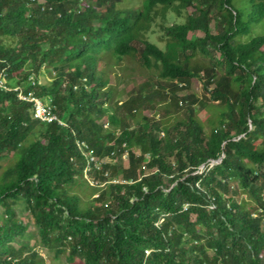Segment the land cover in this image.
<instances>
[{
    "label": "trees",
    "instance_id": "obj_1",
    "mask_svg": "<svg viewBox=\"0 0 264 264\" xmlns=\"http://www.w3.org/2000/svg\"><path fill=\"white\" fill-rule=\"evenodd\" d=\"M86 1L0 0V76L52 99L66 122L36 119L32 103L0 88V264H49L18 206L51 264H264V34L237 41L264 22V0H244L243 10L236 0L127 10L122 0ZM168 11L185 21L162 25V49L142 36ZM199 54L211 64H197ZM107 56L156 69V88L116 101L99 70ZM193 78L219 105L210 134L198 115L204 99L178 96ZM89 153L110 159L93 167L95 186L84 174ZM234 181L246 199L233 196Z\"/></svg>",
    "mask_w": 264,
    "mask_h": 264
},
{
    "label": "rangeland",
    "instance_id": "obj_2",
    "mask_svg": "<svg viewBox=\"0 0 264 264\" xmlns=\"http://www.w3.org/2000/svg\"><path fill=\"white\" fill-rule=\"evenodd\" d=\"M86 4H92V2L87 3L86 0H84ZM143 5V0H122L120 3L117 4L118 9L127 10L129 8L131 9H138L141 8ZM235 5H237L238 10H243L244 8H248V4L244 2V0H236ZM81 9L84 8L83 5H81ZM107 9L106 6L99 7L98 10L100 12L105 11ZM190 12L192 9H189ZM215 15V12L213 13ZM185 21V15L178 16L173 11H168L166 13V18L163 19L162 17H158L155 24L152 25L151 30L142 36V39L149 40L150 42H153L157 44L162 49L165 48L167 43V38L164 36V32L162 30V25L170 26L176 23H182ZM211 31L212 33H216V26L215 23H211ZM264 34V22L261 24H254L252 25L251 33L248 36H243L237 39V41L241 43H247L252 38L256 36H260ZM204 35L202 33H190L189 37L190 39H194L195 37H203ZM216 56V59H218L219 55L218 53H214ZM195 62L199 65H206L209 66L211 64L210 57L201 56L200 54L195 59ZM99 70H102L104 73V77L109 79L110 86L115 91V99L118 102H124L126 101L130 96L137 93V90L143 87V91L145 93H149L153 91L156 88V84L154 83L155 80H157L158 77V71L156 69H146L144 68L135 57H125L122 59H115L106 57L104 62L99 65ZM50 79L49 76H45L42 78L43 82H48ZM147 84V85H146ZM189 94H195L201 99H204L206 105L205 106H197L198 108V115L201 121H203L205 130L207 134H210L212 131V126L210 125V121L218 117L219 114V105L217 103L211 102L209 100V96L205 94L203 91V85L200 79L193 78L190 83V88L187 91H181L178 93V96H185ZM158 110L157 119H160L163 117V110L161 107ZM146 115H153L155 114L153 111H146ZM101 118H99V122L103 124L104 126L107 125L109 129L110 125L108 123V119L106 115L99 114ZM179 117H184L183 111L179 112ZM172 119H177V117L173 116ZM137 153H139L137 151ZM118 162V161H117ZM116 162V163H117ZM124 165L125 168L128 166V161L123 158L122 161L119 163ZM118 163V164H119ZM201 169H204L201 168ZM122 171L118 172V175L116 176L117 179L122 178ZM232 191L233 196L237 200L246 199L247 196L244 194L239 193L238 183L234 181L232 184ZM17 214L19 218L25 219L29 226V234L31 235V245L37 246V249L40 251V253L47 259L48 263L51 264L53 262V253L48 251L42 244L36 245L39 242V234L37 231V228L33 222V219L30 216V213L28 210H25L23 206L17 207ZM64 260V258H62Z\"/></svg>",
    "mask_w": 264,
    "mask_h": 264
},
{
    "label": "built area",
    "instance_id": "obj_3",
    "mask_svg": "<svg viewBox=\"0 0 264 264\" xmlns=\"http://www.w3.org/2000/svg\"><path fill=\"white\" fill-rule=\"evenodd\" d=\"M29 81L32 86H36L37 81L34 79L33 76L29 78ZM40 83V82H39ZM0 88L5 91H15L18 93V97L21 101L29 102L33 104L34 111H35V118L45 122V123H53L57 122L61 126H66V122L62 119L59 118L58 114L56 113V106L54 105L52 99L49 98H42L37 96L35 90H31L29 92H25L20 86L16 87H11L8 85V81L6 78V75L2 74L0 76ZM107 128V125H105ZM80 147H86L87 145L85 143H79ZM124 159H128V154L126 153L123 156ZM110 159L105 158V159H99L89 153L88 155V165L87 168L84 171L85 177L88 179V181L91 183V185L95 186L98 185L99 182H95L91 176L90 173L93 170V167L95 169L100 170L102 164L104 163H109ZM108 174H106L107 176ZM114 183L118 182L117 180L112 181ZM102 187L105 186L101 185ZM256 217V215H254Z\"/></svg>",
    "mask_w": 264,
    "mask_h": 264
},
{
    "label": "water",
    "instance_id": "obj_4",
    "mask_svg": "<svg viewBox=\"0 0 264 264\" xmlns=\"http://www.w3.org/2000/svg\"><path fill=\"white\" fill-rule=\"evenodd\" d=\"M220 161H221V160L214 161L213 164H216V163H218V162H220ZM203 167H204V165L201 166V168H203Z\"/></svg>",
    "mask_w": 264,
    "mask_h": 264
}]
</instances>
